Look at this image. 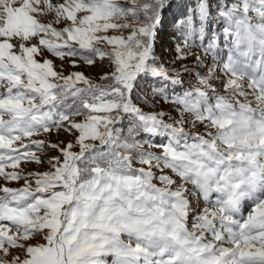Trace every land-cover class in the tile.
Listing matches in <instances>:
<instances>
[{"label": "rangeland", "instance_id": "374dc122", "mask_svg": "<svg viewBox=\"0 0 264 264\" xmlns=\"http://www.w3.org/2000/svg\"><path fill=\"white\" fill-rule=\"evenodd\" d=\"M140 10L139 0H0V264H57L58 242L63 264H264V28L249 30L255 57L241 52L237 68L175 43L162 17L148 22ZM149 34L171 96H196L190 114L145 89L150 141L172 143L162 149L172 166L144 165L154 211L136 220L87 207L67 217L71 159L121 119L113 123L110 101L66 116L57 93L108 78L134 84L145 65L129 64L133 45ZM197 35L192 43L205 47V31ZM75 48L95 57H71Z\"/></svg>", "mask_w": 264, "mask_h": 264}, {"label": "trees", "instance_id": "16d2710c", "mask_svg": "<svg viewBox=\"0 0 264 264\" xmlns=\"http://www.w3.org/2000/svg\"><path fill=\"white\" fill-rule=\"evenodd\" d=\"M139 2L140 16L143 20L155 22L162 17L173 37H176L175 43L221 55L225 65L232 61L237 68L243 62L240 53L251 52L250 41L253 43L254 40L249 30L264 28V0H139ZM166 5L165 15L162 16ZM203 31L207 37V45L203 47L198 41L192 43L191 36L197 37V34ZM259 34L261 35L260 32ZM154 36L155 34L140 35L139 43L133 45V58L129 64L140 65L141 62L143 66L148 60V65L142 74L136 75L137 80L133 84L130 99L131 109L128 112L124 102L129 97L130 80L126 78L121 80L108 78L105 84L90 87L80 94L69 91L57 93L56 103H59L57 107L66 116H92L96 112L88 105L110 101L119 106L110 113L113 123L121 119L115 125L108 149L98 147L76 160L73 184L67 188L74 196V200L71 198L68 202L67 217L77 208L79 214L87 207L96 212L107 209L108 213H123L136 220L149 219L154 211L153 207H149L145 196L156 193L157 187L150 179V171L145 169L144 165L159 162L162 166H172V160L162 150L172 143L166 137L160 140L159 145L150 141L145 124L139 116L143 103H148L144 98L145 89L148 88L156 99L178 104L184 108L185 113L190 114L192 113V108L189 107L192 105L190 96H195V92L190 95L187 89L178 93L176 98L171 96L173 87L171 77L164 74L165 65L158 54L151 51L156 42ZM95 54L96 51L92 49L75 48L71 57L89 61ZM253 57L255 56L245 59L251 60ZM163 128L168 129L164 126ZM108 130V126L104 127L103 133L106 134ZM212 202L215 203L213 199ZM138 203L142 205L137 206ZM103 263L109 264L107 261Z\"/></svg>", "mask_w": 264, "mask_h": 264}, {"label": "water", "instance_id": "95a60500", "mask_svg": "<svg viewBox=\"0 0 264 264\" xmlns=\"http://www.w3.org/2000/svg\"><path fill=\"white\" fill-rule=\"evenodd\" d=\"M164 15V14H163ZM148 63L145 64L144 66V69L147 67ZM132 90H133V82L129 85V97L128 99L124 102V105H125V108H126V112H128V108H129V102H130V99H131V94H132ZM145 126L147 127L148 129V133H149V127H148V123L142 118ZM114 127L115 126H112L108 133L106 134L104 140L102 143H92L91 144V149L90 150H86V151H83L82 153H79V154H76L70 161V165L68 167V170H67V173H66V180L68 182V186H70L72 183H73V169H74V165H75V162L76 160L82 158L85 154H87L88 152H91L93 151L95 148L97 147H106L108 148V143L111 139V136H112V132L114 130ZM63 190V188H57L55 189L54 191H61ZM66 211V209H65ZM65 216H66V213H65ZM57 264H63V258H62V248H61V245H60V242H58V260H57Z\"/></svg>", "mask_w": 264, "mask_h": 264}]
</instances>
